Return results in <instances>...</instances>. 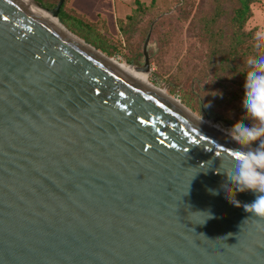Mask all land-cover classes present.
Wrapping results in <instances>:
<instances>
[{
    "label": "water",
    "instance_id": "water-1",
    "mask_svg": "<svg viewBox=\"0 0 264 264\" xmlns=\"http://www.w3.org/2000/svg\"><path fill=\"white\" fill-rule=\"evenodd\" d=\"M239 148L0 0V264H264V217L244 208L260 194L227 175Z\"/></svg>",
    "mask_w": 264,
    "mask_h": 264
},
{
    "label": "rangeland",
    "instance_id": "rangeland-1",
    "mask_svg": "<svg viewBox=\"0 0 264 264\" xmlns=\"http://www.w3.org/2000/svg\"><path fill=\"white\" fill-rule=\"evenodd\" d=\"M42 1L54 6L57 3L56 0ZM119 1H100L99 8L104 13H86L77 11L73 0H64L62 10L70 16L67 18L70 26L62 23L59 15L58 20L70 33L104 55L131 66L143 64V43L150 32V70L145 73L150 83L179 100L193 114L202 119H213L229 132L237 122L250 123L245 119L244 98L231 103H217L209 97L205 99L207 88L214 89L216 78L221 74L229 78L233 76L229 80L235 79L236 82H245L246 79L245 75L239 77V72L246 68L247 56L240 59L236 69L220 72L216 58L212 60L210 54L214 37L230 32L231 0H220L224 3V10L214 26L222 31L219 33L214 27L215 36H211L204 25L205 17L211 16L214 10V0L136 1L130 3L131 10L117 14ZM251 10L252 15L243 29L251 33L246 43L253 46L256 33L264 30V0L253 3ZM204 108H210L213 114H205Z\"/></svg>",
    "mask_w": 264,
    "mask_h": 264
},
{
    "label": "clouds",
    "instance_id": "clouds-1",
    "mask_svg": "<svg viewBox=\"0 0 264 264\" xmlns=\"http://www.w3.org/2000/svg\"><path fill=\"white\" fill-rule=\"evenodd\" d=\"M253 49L246 60L243 99L245 119L250 123L237 122L230 129L241 148L232 152L233 168L227 175L237 190L260 194L244 208L264 217V30L256 33Z\"/></svg>",
    "mask_w": 264,
    "mask_h": 264
},
{
    "label": "trees",
    "instance_id": "trees-1",
    "mask_svg": "<svg viewBox=\"0 0 264 264\" xmlns=\"http://www.w3.org/2000/svg\"><path fill=\"white\" fill-rule=\"evenodd\" d=\"M38 1L46 8L54 6L53 4H45L42 0ZM56 1L58 2V0ZM257 1L259 0H231L232 14L229 19L230 32L229 34H220V36L218 35L214 37L212 48L210 50L211 59L213 60L216 58L220 72H223L226 69V71H229L231 68L236 69L237 63L240 59L245 56L249 57L253 53L252 44L246 43V41L250 39L251 33L245 31L243 26L252 15L251 5ZM223 4L224 3L220 0H214V10L211 16H207L204 19V25L211 32V36H215L213 32L215 27L214 25L218 23L219 15L224 10ZM67 18L70 19V16L62 10L61 6L59 20L70 26ZM215 30H218L219 33L222 31V29L218 26L215 27ZM129 62L133 63L132 61ZM245 71L246 68L244 71L239 72V77L244 76ZM231 78H233V76ZM231 78L223 74L216 78V87L211 90L209 87L207 88L208 93H206L207 98L205 99L210 98L217 103H231L243 99L245 82H236L235 79L229 80ZM233 86H238L241 89H233ZM214 91L216 92L214 93ZM203 112L207 115L213 114V111L210 108H204Z\"/></svg>",
    "mask_w": 264,
    "mask_h": 264
},
{
    "label": "bare ground",
    "instance_id": "bare-ground-1",
    "mask_svg": "<svg viewBox=\"0 0 264 264\" xmlns=\"http://www.w3.org/2000/svg\"><path fill=\"white\" fill-rule=\"evenodd\" d=\"M22 1L25 5H27L30 9H32L36 14H39L43 16L46 20H48L50 23L53 25L57 26L58 28L62 29L63 31L67 32V29L63 27V25L57 20L56 17L52 15V13L42 7L37 1L35 0H20ZM108 60L114 64L118 70L122 71L123 73L127 74L131 78L135 79L136 81L140 82L141 84L150 87L152 89H155L158 91L161 95L170 98L171 100L175 101L178 104H181L179 100L176 98H173L172 96L168 95L167 92L161 88H158L154 84L150 83L148 78L146 77V74L135 69L134 66H131L127 63H122L114 58L108 57ZM182 105V104H181ZM186 108V107H185ZM187 109V108H186ZM192 113V112H191ZM193 117L201 124L219 132L222 135H225L226 137H231L230 132L224 129L222 126L219 124H216L213 119H202L201 117L193 114Z\"/></svg>",
    "mask_w": 264,
    "mask_h": 264
},
{
    "label": "crops",
    "instance_id": "crops-1",
    "mask_svg": "<svg viewBox=\"0 0 264 264\" xmlns=\"http://www.w3.org/2000/svg\"><path fill=\"white\" fill-rule=\"evenodd\" d=\"M100 1L103 2V0H73V3L77 11L86 12V13H91V12L104 13L99 8V6H101L102 4ZM136 1L147 3L150 0H121L118 2L119 8L116 9L115 13L121 14L126 12L127 9L131 10L130 3ZM109 14H113V13H109Z\"/></svg>",
    "mask_w": 264,
    "mask_h": 264
}]
</instances>
